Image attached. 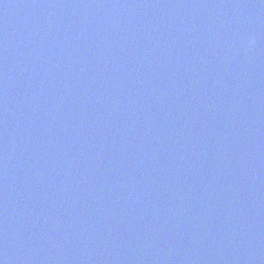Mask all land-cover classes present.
<instances>
[{"label": "water", "instance_id": "95a60500", "mask_svg": "<svg viewBox=\"0 0 264 264\" xmlns=\"http://www.w3.org/2000/svg\"><path fill=\"white\" fill-rule=\"evenodd\" d=\"M2 264H264V0H0Z\"/></svg>", "mask_w": 264, "mask_h": 264}, {"label": "snow or ice", "instance_id": "6c2138e0", "mask_svg": "<svg viewBox=\"0 0 264 264\" xmlns=\"http://www.w3.org/2000/svg\"><path fill=\"white\" fill-rule=\"evenodd\" d=\"M0 264H2V262H0Z\"/></svg>", "mask_w": 264, "mask_h": 264}]
</instances>
